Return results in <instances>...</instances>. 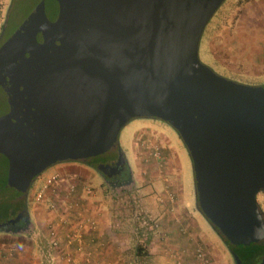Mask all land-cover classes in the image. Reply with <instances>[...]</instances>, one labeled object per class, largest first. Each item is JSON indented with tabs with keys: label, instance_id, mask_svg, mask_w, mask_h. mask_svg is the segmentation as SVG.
Here are the masks:
<instances>
[{
	"label": "water",
	"instance_id": "obj_1",
	"mask_svg": "<svg viewBox=\"0 0 264 264\" xmlns=\"http://www.w3.org/2000/svg\"><path fill=\"white\" fill-rule=\"evenodd\" d=\"M224 0H40L0 45V190L113 148L138 117L171 125L198 205L229 245L264 239V85L199 59Z\"/></svg>",
	"mask_w": 264,
	"mask_h": 264
},
{
	"label": "crops",
	"instance_id": "obj_2",
	"mask_svg": "<svg viewBox=\"0 0 264 264\" xmlns=\"http://www.w3.org/2000/svg\"><path fill=\"white\" fill-rule=\"evenodd\" d=\"M138 119L149 120L136 127L129 152L120 148L118 139L115 145L123 159L126 177L108 175L102 171L103 165L86 160L59 161L46 168L50 170L45 177L58 174L66 178L67 183L62 184L56 198L65 203L59 204L57 211L45 204L34 207L29 219L31 230L25 236L32 241L29 249L20 246L19 237L25 234H14L13 239L5 240L7 234L0 232V264H69L62 258L61 249L51 244L47 235L50 224L59 230L62 243L70 225L81 226V249L77 250L78 243L67 247L74 257L71 264H239L233 247L200 210L195 178L197 211L223 243L205 238L196 211L191 212V206L180 195L179 152L186 151L191 164L192 160L178 132L158 118ZM69 183L75 185L74 191H69ZM120 183L122 187L134 185L135 194L130 196V192L122 189L114 191V186ZM74 202L79 205L74 206Z\"/></svg>",
	"mask_w": 264,
	"mask_h": 264
},
{
	"label": "rangeland",
	"instance_id": "obj_3",
	"mask_svg": "<svg viewBox=\"0 0 264 264\" xmlns=\"http://www.w3.org/2000/svg\"><path fill=\"white\" fill-rule=\"evenodd\" d=\"M39 1L0 0V44L5 35L12 33ZM198 55L202 63L225 78L248 85H264V0H224L202 32ZM144 120L149 119L133 118L120 130L119 145L126 153L129 152L136 127L147 122ZM158 122L163 123L159 120ZM164 125L169 128L167 124ZM169 132L177 138L173 130L170 129ZM116 153L117 148L114 146L105 155L112 157L116 156ZM104 156L102 154L86 161L99 163ZM179 157L181 160L178 179L180 195L185 204L191 206V212L194 210L197 212L194 214L202 223L205 238H213L216 244L217 242L221 244L223 242L217 236L214 228L197 211L194 199V173L188 153L186 151L179 152ZM49 170L50 168L45 169L43 173L34 178L26 194L21 192L10 194L7 192L9 190L5 189L6 195L11 196L5 199V196L0 195V232L7 234L5 240L13 239L14 234H25L19 237L20 246L24 250L29 249L32 242L25 236L31 230L29 227L30 213L34 212V207L37 206L33 201V195L41 187ZM122 186L123 184L116 185L113 190L117 192H120L121 189L125 190L126 193L130 192V196L135 194L134 185ZM259 192L261 193L257 198L258 203L264 211V188ZM37 227L39 226L37 225ZM27 228L29 229L27 230ZM18 231L23 232L19 233ZM43 235L45 236V234ZM4 243L8 244L9 242ZM216 246L218 247V245ZM11 247L9 246V250ZM238 250L240 251L238 248H233L232 253L237 257L239 264H264V252L251 260L244 261L239 258ZM226 252L231 256L228 249ZM232 261L234 260L232 259Z\"/></svg>",
	"mask_w": 264,
	"mask_h": 264
},
{
	"label": "built area",
	"instance_id": "obj_4",
	"mask_svg": "<svg viewBox=\"0 0 264 264\" xmlns=\"http://www.w3.org/2000/svg\"><path fill=\"white\" fill-rule=\"evenodd\" d=\"M63 183H67L66 178L63 176H60L58 174L51 175L45 178L43 181L41 187L35 191L33 195V201L36 203L37 206H41L42 204H45L50 208V210L57 211V209L60 207L59 204H64L65 201L58 200L56 198L59 194V190H61V186ZM69 191L75 190V185L73 183H69ZM58 200V201H57ZM74 206L79 205L78 202L73 203ZM71 206V204H69ZM92 223V222H90ZM47 235L49 236L51 244L54 248H60L62 258L65 260L66 263L71 264L74 261L73 254L70 250L67 249V247L73 243H78V249H81V243H82V230L81 226L74 224L70 225L69 227V233L66 236L65 243H62L61 236L59 235V230L56 229L55 226L50 224L47 228ZM66 247V249L64 248ZM201 254H199L200 256Z\"/></svg>",
	"mask_w": 264,
	"mask_h": 264
},
{
	"label": "trees",
	"instance_id": "obj_5",
	"mask_svg": "<svg viewBox=\"0 0 264 264\" xmlns=\"http://www.w3.org/2000/svg\"><path fill=\"white\" fill-rule=\"evenodd\" d=\"M15 2V1H14ZM7 33V32H6ZM9 34L7 33V35H5V38L4 40L7 38ZM3 40V41H4ZM8 189L10 194L11 193H19L17 192L16 190L12 189V188H6ZM3 191V193H1ZM0 190V195H3L5 196V198L7 199L8 196H11V195H6L5 193V189L4 190ZM231 247H233L234 249L235 248H238L240 249L239 253L237 252L239 258L242 260L244 259L245 260H251L252 258L258 256V255H262V253L264 252V239L260 242H257V243H250L249 245H239V246H233V245H230Z\"/></svg>",
	"mask_w": 264,
	"mask_h": 264
},
{
	"label": "flooded vegetation",
	"instance_id": "obj_6",
	"mask_svg": "<svg viewBox=\"0 0 264 264\" xmlns=\"http://www.w3.org/2000/svg\"><path fill=\"white\" fill-rule=\"evenodd\" d=\"M11 34V33H10ZM9 34V35H10ZM8 35V36H9ZM7 36V37H8ZM1 45V44H0ZM107 153V152H106ZM104 153L103 156L106 154ZM102 155V154H101ZM100 156V155H98ZM98 165H103L102 167V171H104V173L110 175V174H116V175H120V177H126V169L124 167V163H123V159L122 157L120 156L118 150H117V153H116V156H104L103 158H101V161H99V163H97ZM106 167H105V166ZM107 165H110L111 167H108ZM106 171V172H105ZM122 184V183H120ZM6 199V198H5Z\"/></svg>",
	"mask_w": 264,
	"mask_h": 264
}]
</instances>
